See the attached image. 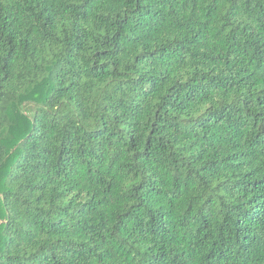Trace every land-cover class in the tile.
Segmentation results:
<instances>
[{"label":"trees","instance_id":"trees-1","mask_svg":"<svg viewBox=\"0 0 264 264\" xmlns=\"http://www.w3.org/2000/svg\"><path fill=\"white\" fill-rule=\"evenodd\" d=\"M0 264H264V0H0Z\"/></svg>","mask_w":264,"mask_h":264}]
</instances>
